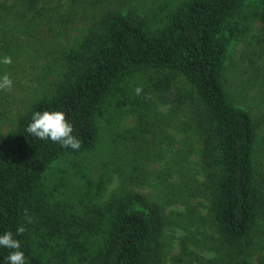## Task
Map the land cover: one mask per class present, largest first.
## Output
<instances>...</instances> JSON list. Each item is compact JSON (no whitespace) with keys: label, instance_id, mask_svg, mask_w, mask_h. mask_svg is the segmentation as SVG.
Masks as SVG:
<instances>
[{"label":"trees","instance_id":"1","mask_svg":"<svg viewBox=\"0 0 264 264\" xmlns=\"http://www.w3.org/2000/svg\"><path fill=\"white\" fill-rule=\"evenodd\" d=\"M246 1L0 0L1 57L12 59L0 64V76L7 73L14 80L11 70L19 68L24 78L30 75L37 82L34 99H24L22 111L11 113L13 126L0 135V235L26 228L16 236L26 264L67 257L62 236L67 235L71 249H82L84 239L99 236L95 233L105 213L87 218L94 211L69 214L67 205L51 204L42 188L45 174L62 156L95 146L97 115L109 94L125 77L146 70L170 71L152 79L155 89L170 88L180 75L192 91L178 103L194 118L207 164L202 169L210 179L207 213L194 218L196 228L185 234L170 264H264V161L256 158L260 122L244 102L246 93L254 90L256 98L264 87V24L256 44L242 56L246 64L231 71L228 61L232 21ZM256 1L264 9V0ZM76 6L96 11L76 17L89 25L80 44L67 48L59 38ZM45 110L67 114L81 141L79 150L26 131L33 114ZM111 209L102 246L90 264H166L159 205L129 191ZM37 238L48 259L35 247ZM11 251L0 247V264H8Z\"/></svg>","mask_w":264,"mask_h":264},{"label":"rangeland","instance_id":"2","mask_svg":"<svg viewBox=\"0 0 264 264\" xmlns=\"http://www.w3.org/2000/svg\"><path fill=\"white\" fill-rule=\"evenodd\" d=\"M67 7L68 4H64L60 8L61 13L64 14ZM84 11L91 13L96 9L76 6L71 10L75 15L70 16L73 19L68 22V30L65 29L62 38H59L62 46L72 48L82 41L89 22L76 17ZM263 12L256 0H247L235 15L228 60L231 71L232 67L246 64L242 56L253 48L261 34ZM65 15L68 16V12ZM248 18L250 21L247 23ZM262 43L264 45V41ZM18 69L11 70L16 75L11 90L0 92L11 100L0 96V135L11 129V113L22 111L24 99H34L35 94L31 91L37 82L30 75L24 78ZM231 71L230 76L234 74ZM169 72L146 70L125 77L109 94L97 115L99 132L95 146L85 152L62 156L47 170L42 188L51 204L67 205L69 214L94 211L89 212L87 218L98 216L100 210L105 213L103 227L95 233L99 236L90 240L85 237L82 249H71L67 235L62 236L60 242L67 246L68 256L62 258L59 255L52 264H90L89 260L102 246L100 240L111 217V204H119L129 191L148 195L159 205L165 221L162 239L166 264H170L172 256L181 250L185 234L196 228L194 218L201 219L207 213L204 208L207 198L204 195L209 194L211 189L209 176L206 175L208 170L202 169L207 164L201 157V141L195 135L196 123L191 113L178 103L179 98L184 101L185 94L192 91H188L189 87L180 75L172 81L170 88L163 86L155 89L152 85V79ZM137 87L143 89L140 95L135 92ZM254 92L246 93L244 102L258 116L260 126L256 158L264 161V87L257 90L259 95L256 98L252 96ZM149 100L153 104L149 105ZM136 206L143 207L139 203ZM185 226H190V230L183 228ZM33 243L38 252L48 259L44 252L46 247L40 246L41 238ZM52 248H59L56 241Z\"/></svg>","mask_w":264,"mask_h":264},{"label":"clouds","instance_id":"3","mask_svg":"<svg viewBox=\"0 0 264 264\" xmlns=\"http://www.w3.org/2000/svg\"><path fill=\"white\" fill-rule=\"evenodd\" d=\"M0 63L5 65L11 64L10 56H5ZM13 87V80L9 74L0 76V92L9 91ZM142 87H137L135 92L140 95ZM26 131L41 139L51 140L54 143H59L64 148L79 150L81 141L73 135L74 125L69 121L67 114L64 111H36L32 116V122L27 126ZM25 218L29 223L32 222V217L25 210ZM26 228L21 225L16 229V233L7 231L0 235V247L11 249L12 251L6 256L8 264H26L24 252L21 250V242L16 236L22 235Z\"/></svg>","mask_w":264,"mask_h":264}]
</instances>
